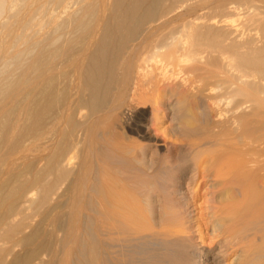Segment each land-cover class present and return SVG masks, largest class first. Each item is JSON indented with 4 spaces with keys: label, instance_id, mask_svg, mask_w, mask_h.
Wrapping results in <instances>:
<instances>
[{
    "label": "bare ground",
    "instance_id": "obj_1",
    "mask_svg": "<svg viewBox=\"0 0 264 264\" xmlns=\"http://www.w3.org/2000/svg\"><path fill=\"white\" fill-rule=\"evenodd\" d=\"M197 186L223 187L206 247ZM61 231L56 264H264V0H0V264H50Z\"/></svg>",
    "mask_w": 264,
    "mask_h": 264
},
{
    "label": "rangeland",
    "instance_id": "obj_2",
    "mask_svg": "<svg viewBox=\"0 0 264 264\" xmlns=\"http://www.w3.org/2000/svg\"><path fill=\"white\" fill-rule=\"evenodd\" d=\"M47 19V16H46V18H45V16L43 17V20H46ZM45 22V21H44ZM29 31V30H28ZM27 31V32H28ZM165 31H167V28L166 29H164V32ZM68 65V64H67ZM64 68H65V70H64ZM63 68V70L64 71H66V72H70L71 71V66L70 65H68V66H65ZM204 104V105H203ZM202 105L203 106H205V104H206V108L207 109H209V102L208 101H205L204 103H203ZM147 105V109H148V105H150V103H147L146 104ZM145 105V106H146ZM139 106H143V105H139ZM83 112L85 113L86 111L85 110H83ZM139 117V118H138ZM137 118H136V124H140V123H142V118L140 117V116H138ZM141 119V120H140ZM138 121V122H137ZM165 121V123L163 124H160L161 122H145V123H149L148 125H152L151 127H152V129L154 130V131H156V136L158 137V139H160V141L157 143V145L158 144H162V140L161 139H166V141H172L173 139H172V132H171V129L170 128H172L171 126H172V123L171 122H166V120H164ZM100 122H103V123H101V124H99V127L97 128V132L98 131H100L99 132V134L100 135H103V138H105L106 139V137L104 136V134L107 132V130H108V123L109 122H107V120L106 119H102ZM104 122H105V124H104ZM158 123V124H157ZM103 124V125H102ZM107 124V125H106ZM161 125H163V126H161ZM170 127V128H169ZM122 132L119 130V131H117V134H115V136H116V141L118 142V143H123V142H125L124 140H123V136H122V134H121ZM128 134V136H130L132 139H135V140H137L139 143H141V144H144V142L142 141V140H140V138L138 137L137 138V135L135 134V133H130V132H127ZM169 136V137H168ZM100 138H102V137H100ZM170 138V139H169ZM119 141H118V140ZM179 140H177V142L176 141H174V145H173V147H175V148H171V151H173L174 153H172L171 152V155H173V158L172 159H174V160H172V163H171V165L172 164H175V166L177 165L178 166V169H183L186 165H188V160H186V156H185V154H186V152H185V150H184V142L183 141H179ZM178 145V146H177ZM176 147H178V148H176ZM180 147H182L181 148V150H179V148ZM184 152H185V154H184ZM81 154V155H80ZM78 155V156H77ZM79 155H80V158H79ZM158 155L159 156H156L157 157V159L159 160H161L162 159V156L161 155H163V150H160L159 151V153H158ZM76 158L74 159L76 162H80L81 160H82V158H83V155H82V153L80 152V153H78V152H76ZM139 156V155H138ZM139 157H141V156H139ZM180 157V158H179ZM104 157L102 156V159H103ZM181 159V160H180ZM174 162V163H173ZM90 166H91V168H90ZM93 168H92V164H91V160H89V159H86V167H85V173L87 174L88 173V177H89V179H92L93 178V175H95V173L92 171L91 172V170H92ZM121 171H124L123 170V168H122V170ZM90 173V174H89ZM94 173V174H93ZM177 174H178V172H176ZM91 175V176H90ZM108 175H110V176H108ZM126 175H128V174H121V175H117V174H115V172L113 171V172H109L108 174H107V176H108V179L107 180H109L110 179V181L111 180H116V181H119V180H122ZM116 176V177H115ZM130 178H132L131 176H129ZM106 179V178H105ZM123 181V180H122ZM128 182H129V180H127ZM127 181H125V179H124V183H128ZM80 185V182L78 183V186ZM199 186H197L196 188V194L197 195H195L194 196V201H196V202H194L195 204H193V205H191V203H189V204H185L184 202H181V204H180V207H181V212L185 215V217L189 220V225H190V229L188 230V232L186 233V240H187V242H191V243H195V244H200V245H203V246H207V244L210 242V238H209V236H208V233L207 232H205L206 231V229H208L209 228V223H208V217L210 216V212H211V208L213 207V205H215V204H213V199L212 198H214V196L215 195H217V193L218 192H220V190L223 188H221V187H218V188H216V189H210V188H206V187H199ZM207 192H210L209 194L207 193ZM205 193H206V195H205ZM208 194V195H207ZM70 195V194H69ZM68 194H66L65 196H63L59 201H60V205H62L63 204V208H60V209H58L57 211H55L52 215H50L49 216V218L47 217V224H50V225H57L58 224V220L60 221V220H63L75 207H74V203H75V201L73 200V198H74V196L75 195H72V198H71V196H69ZM203 195V196H202ZM67 196V197H66ZM206 196H208V197H206ZM69 197V198H68ZM178 197H179V195H178ZM183 198V197H182ZM182 198H180L179 197V199H180V201H184V198L182 199ZM66 199V200H65ZM197 199V200H196ZM74 201V202H73ZM65 203V204H64ZM184 203V204H183ZM78 210L81 212L80 213V216H79V226H81V224H83V222L85 221L84 219V217H85V215H86V217L90 214V212L86 209V205H85V202H83L82 203V205L80 206V203L78 204ZM193 208H192V207ZM197 206H199V210H198V207ZM74 207V208H73ZM82 207V208H81ZM197 207V208H196ZM69 208V209H68ZM188 208V210H186ZM191 209H192V211H191ZM198 210V211H197ZM85 211V212H84ZM194 211V212H193ZM191 212V213H190ZM199 212V213H198ZM191 214V217H197V215L196 214H198V217H200L201 219H203V222L205 223V221H206V225H203V227L205 228V230L203 231L205 234H203L202 233V235H204V236H202L200 233H198V230L195 228V227H191V223H192V221L190 220L191 219V217H190V214ZM63 214V215H62ZM83 214V215H82ZM189 214V215H188ZM195 214V215H194ZM188 215V216H187ZM62 216H64V218L62 217ZM84 216V217H83ZM206 218H205V217ZM197 217V218H198ZM59 218V219H58ZM63 218V219H62ZM56 219V221H54ZM197 220V219H196ZM53 221V222H52ZM64 221V220H63ZM82 222V223H81ZM191 222V223H190ZM55 223V224H54ZM62 223V222H61ZM194 231V232H193ZM64 232V231H63ZM206 233H207V235H206ZM53 235L51 236L52 238H50V241L52 242V246L49 248V250H48V253L46 254V260L50 263V264H56V255L59 253V249H60V247H59V241H61V239H62V237L64 236V233H62V231H61V233L60 232H55V233H52ZM200 235H201V239H203L202 241V243L200 242L201 240H200ZM205 235L208 237H205ZM59 236V237H58ZM61 236V237H60ZM114 237V236H113ZM209 239V240H208ZM101 240H102V242L103 243H105V242H107V244L108 243H110V240H109V238H108V236L106 237V234L105 233H103L102 232V235H101ZM198 242V243H197ZM102 243V244H103ZM103 247L104 248H106V244H103ZM59 248V249H58ZM55 257V258H54ZM231 260V258L229 259V261ZM135 263V262H134Z\"/></svg>",
    "mask_w": 264,
    "mask_h": 264
}]
</instances>
